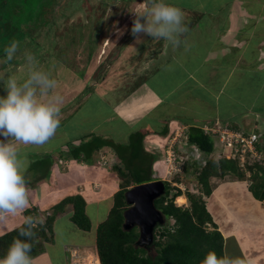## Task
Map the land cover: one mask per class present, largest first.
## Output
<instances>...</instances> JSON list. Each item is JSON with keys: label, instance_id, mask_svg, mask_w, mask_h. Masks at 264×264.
Listing matches in <instances>:
<instances>
[{"label": "rangeland", "instance_id": "1", "mask_svg": "<svg viewBox=\"0 0 264 264\" xmlns=\"http://www.w3.org/2000/svg\"><path fill=\"white\" fill-rule=\"evenodd\" d=\"M175 1L187 2V0ZM168 2L170 3V0ZM146 3L147 0H0V96L6 95V87L9 79H16L18 83H22L29 77L31 70L39 69L47 72L50 78L56 80V88L51 91L50 95L60 97L61 123L54 137L45 145H25L19 141H12L20 149L21 156L26 158V164L30 161L29 156L52 153L56 157L57 170L64 171L63 176H68L69 172L67 170L71 162H73V159H65L64 161V158L60 155L58 157L57 153L53 152L58 141L66 140L69 148L77 145L80 139L86 137L89 132L102 135L103 132L107 133L108 130L117 128L114 122L116 119L119 120L122 117L117 114L119 111L116 110V113L112 112L108 114L107 108L100 106L99 101H95L96 94L93 96V93L99 91V83L102 81L101 78L105 76V81L103 82L104 89L107 90L108 87L110 88L113 85L114 87L112 89L118 91L120 97L121 95H125L128 92L126 83L132 81L136 75H141L142 60L148 57L142 56V49L148 50L154 55L159 51L157 49H160H156V47H159L157 43H160L163 48L162 42H167L164 39H155L150 36L149 41L146 43L144 40H146L148 35L140 34L139 40H137L139 42L138 46L135 43L137 38L131 34V27L134 20L137 19L136 14L142 11ZM173 5L180 8L184 13V24L188 29L184 33H187L185 34L186 36L191 37L190 39L193 41L191 46L193 47L195 44H199L200 46L204 41H209L207 22H204L202 27H198L197 24V15H200L202 11L197 13L194 11L191 12V10L181 7L176 2ZM199 7L203 8L202 5ZM222 8L217 10V13H220V15L222 14ZM213 10L211 8V11ZM217 28L218 26H216ZM198 30H200V33L204 32L208 37L203 38L194 35L198 33ZM209 32L211 33V30ZM13 41L18 44L17 51L13 55V58L8 60L5 49ZM130 43L132 44L128 51L127 47ZM166 45L169 46L170 44ZM262 46L264 49V44ZM195 48L197 51L199 50V47ZM201 50L200 48L197 52L198 58H200ZM122 51L126 52V54L122 55ZM29 55L35 57V64L30 65L28 63L27 57ZM255 62L253 66H250L252 67L251 69L257 70V67H260V70L263 72L260 70L257 71L264 77V57L257 59ZM110 66H113L112 71L109 70ZM160 69V75L168 78V83L171 87L177 84V88L173 91V97L176 99L181 97L182 102L186 101L188 104L186 105V109H178L175 114H180L181 117L183 115L185 118H194L191 115L192 113L211 110L208 102L201 104L208 108L205 110L198 105L200 102H197L195 98L188 100L190 96L187 91L181 96L185 85L177 82L183 77L180 70L177 68H166L163 64L160 66ZM208 71L206 69L204 74L207 75ZM245 76L248 77L247 74L243 73V81L245 80ZM97 87L98 89H96ZM131 88L134 87L132 86ZM244 89L249 94L248 87L245 86ZM194 94L197 93L194 92ZM261 96L264 98V92ZM161 100L151 102L148 106H156L159 103L164 104V102H160ZM174 104L176 105V102ZM261 105L262 112L264 113V102ZM86 106H90L91 109L86 110ZM182 106H185L184 103H182ZM159 107H153L149 109V112L144 113L143 117L145 119L143 122L145 123L138 122V126H133V131L144 134L143 147L156 155L155 162L152 166L153 177L156 178L155 180L160 179L168 182L170 187H174L171 189V193H174L176 188L181 190L184 195H178L174 199V203L177 206L183 208L190 207L186 196L187 192L202 197L205 206H208V197L202 192L201 185L197 183L196 176L193 174L196 166L193 161L194 153L190 152V146L186 142L184 125L174 120L169 121L168 132L160 135L156 130H159L157 125L160 123L154 122V120L160 119L159 117L174 115V111L166 109L162 111V107L160 111ZM101 108L104 109L101 111ZM258 108L259 103H256L252 111V120L261 115ZM260 120L264 119L258 118L257 122ZM148 124L152 128L148 127ZM197 124V121H194L193 125L189 126H199L205 129L212 143L215 142L214 147L216 150L219 149L220 151L219 153L213 149L210 157L216 160L223 157L230 158L231 160L237 158H231L229 155V146L225 147L224 144L223 146L220 145V147V143L217 140L218 137L213 134L214 129L229 127L230 125L220 127L217 122L211 125H205V123ZM144 126L145 128L143 129ZM209 128L212 130H208ZM96 130L98 131L96 132ZM238 130H242L243 132L254 131L251 133H256L259 136L258 141L260 143L264 136V131L260 128L259 130H252V128L240 127ZM104 137L109 138L108 136ZM110 137L116 141L112 134ZM63 149L66 150L65 147ZM112 152L110 147L105 146L95 151L88 163L82 162L84 166L86 165L93 169L96 168L94 174L89 173L87 177L83 178L82 182L87 181L88 191H85L84 185L77 187L78 190H82L83 194L80 195L85 200L86 198H90V202L86 203L85 211L91 223V229L87 234L92 237L94 233L96 236L97 227L106 220L109 209L112 206L113 195L120 189L122 183V178L112 169L116 162V156ZM262 158L260 160V156V161L258 160L259 162L254 164L252 170H249L247 165L254 161L255 158L247 157L244 162L235 159L237 160L236 164L239 174L244 176L243 178H237L242 180L245 188H250L253 182L260 181V179L264 178V157L262 156ZM197 164L200 167L205 165L203 160L197 161ZM256 164L261 167H255ZM253 172L257 173V180L251 178ZM27 176L30 179L28 182L30 210L33 209L37 213V225H44L46 217H52L54 219V217L60 216L62 217L61 219L68 220L67 216L73 214V207L70 203L62 205L61 210H58L56 207H53L54 209L51 207V210H42L40 208L43 197L45 199L48 197L51 204L52 200L54 204H60L61 201L59 192L53 191L51 199L49 197L50 194H45L46 188L52 189V187H56L61 192L63 190L67 192L71 189V194L68 196L71 197L73 196L74 189H77L75 181L71 182L70 178H68L64 184L61 179L52 184L47 183L49 185L47 187L46 185L43 186L46 180L40 179L35 181L31 173H28ZM232 178L235 177L211 178L210 185L215 186L216 182L221 181V179ZM58 184L62 186H57ZM133 186H128V189ZM180 196L184 200L182 203L177 202V198ZM208 208L210 210V207ZM211 213L212 215L215 214L214 211H211ZM221 220L222 217H219L216 221L220 222ZM52 221L50 228H48V223L44 225L47 239L51 237ZM171 222L172 220L170 219L169 223ZM261 223L263 230L260 233L264 237V220ZM65 229L67 230V228ZM206 229L210 231L213 229V226L207 224ZM63 242L64 240L61 241V238H59L58 244L60 246ZM58 244L50 250L57 253L59 249ZM153 249L154 247L150 248V251H154Z\"/></svg>", "mask_w": 264, "mask_h": 264}, {"label": "crops", "instance_id": "2", "mask_svg": "<svg viewBox=\"0 0 264 264\" xmlns=\"http://www.w3.org/2000/svg\"><path fill=\"white\" fill-rule=\"evenodd\" d=\"M175 2L181 7L191 10V12L202 11L200 15H197V24L198 27H202L204 22H207L209 37L204 32L200 33V30L194 35L203 38L208 37L209 41H204L200 46L195 44L192 47L191 37L186 36L187 33H184L179 37L181 41L179 46L162 42V48L160 43H157L159 47H156V49H160H157L159 51L154 55L148 50L142 49V56L148 57L142 60L141 75H134L135 78L126 83L128 92L121 95V97L118 91L112 89L114 87L112 84L107 90L104 89L105 76L101 78L99 91L93 93V96L96 94L95 101H99L100 106L107 108L108 114L116 113L117 110L119 111L117 114L122 116L121 119H116L114 122L117 128L108 130L107 133L103 132L102 135L110 137L112 134L117 141H125L126 136L134 130L135 126H138V122L144 121V113L160 105L159 110L162 107V111H165V109L174 111V115L169 117L158 116L160 119L154 120V122L160 123L157 125L159 130L156 129L159 133L166 122V128H168L169 121L173 120L184 125L185 132L189 125H193L194 121H197V125L201 123L211 125L217 122L219 126L231 125L237 128H252V130H259L260 128L264 131V120L257 122L258 118L264 119L261 107V103L264 102V98L261 96L264 92V77L257 71L261 69L260 67H257V70L250 67L257 59L264 57L262 46L264 44V0H187V2L170 0L171 4H175ZM201 5L203 8L199 7ZM211 8L214 10L211 11ZM221 8L222 14L220 15L217 10ZM261 15L263 16L261 17ZM216 26H218V30ZM149 39L150 36L148 35L144 41L147 43ZM135 43L138 46L137 39ZM131 44H128V51ZM195 47H199V50L202 49L200 58L197 54L199 50L197 51ZM124 54L126 52L122 51V55ZM162 64L166 68H177L181 71L183 77L177 81L181 85H185L181 96L187 91L190 96L188 100L195 98L197 102H200L198 105L205 110L208 108L201 104L208 102L211 112L207 110L192 113L191 115L194 118H185L183 115L181 117L180 114H175L178 109H186L188 104L186 101L182 102L181 97L179 99L173 97V91L177 88V84L171 87L168 78L160 75ZM112 68L113 66H110L109 70L112 71ZM206 69L209 70L207 75L204 74ZM243 73L248 75V77L245 76L244 81L242 79ZM132 86L134 88H131ZM245 86L248 87L249 94L244 89ZM93 90L95 89L93 88ZM108 91L110 92L107 93ZM194 92L197 94H194ZM160 99H162L160 102H164V104L159 103L156 106H148L151 102ZM182 103L185 106H182ZM256 103H259L258 109L261 115L252 120V111ZM104 108H101V111ZM85 109L90 110L91 107L86 106ZM150 126L148 124V127ZM260 145L264 147V136ZM63 147L68 148L66 140L58 141L53 152H56L58 157L59 155L63 157L62 154L65 155L66 153ZM52 156L54 163L49 178L43 179L46 180L43 186L49 187L47 183L52 184L61 179L65 184L67 179L70 178L71 182L75 181L76 188L84 185L85 191H88L87 181L82 182L83 178L87 177L89 173L94 174L96 168L82 165L84 164L82 162L85 161L73 160L67 170L69 175L63 176L64 171L57 170L56 157ZM226 176L235 178L221 179L222 182H216L207 195L209 205H206L207 211L210 212L214 225H216L213 229L219 231L223 238L222 254L240 257L246 260L247 264H264V237L260 233L263 230L261 221L264 220V200L255 198L250 188H245L242 180L236 176L232 174ZM57 186L62 185L58 184ZM53 191L60 193V200L71 194V189L67 192H64V190L61 192L56 187L46 188L45 194H50L49 197L52 199ZM72 194L83 193L82 190L77 188L74 189ZM42 199L40 208L42 210L53 208L56 205L53 200L51 204L48 197ZM86 201L89 203L90 198H86ZM30 207L29 205V209L16 216L0 215V251L3 252L0 257L4 255V251L7 249V245H4V241L1 240L2 237L21 226L26 216H31L34 220H37V213L33 209L30 210ZM208 207H210V210ZM211 211H214L215 214L212 215ZM219 217H222L220 222L216 221ZM61 218L60 216L54 217L50 238L38 237L36 240L35 245L39 249L35 253H30L32 264H90L89 258L91 256L97 260V264H100L95 233L92 237L87 234L89 230L78 228L71 221V216H67L68 220L66 221ZM59 238H61V241L64 240L61 246L58 244ZM57 244L59 249L57 253H54L51 248L57 246Z\"/></svg>", "mask_w": 264, "mask_h": 264}, {"label": "trees", "instance_id": "3", "mask_svg": "<svg viewBox=\"0 0 264 264\" xmlns=\"http://www.w3.org/2000/svg\"><path fill=\"white\" fill-rule=\"evenodd\" d=\"M166 126L167 122L160 131L161 135L168 132L169 128ZM143 138L144 134L135 131L130 132L125 141H115L111 137L106 138L103 135L88 133L86 137L80 139L77 145L66 149L65 151H68L65 155L62 154L64 158L82 160L88 163L95 151L108 146L116 156V162L112 169L122 178V183L120 189L113 195L112 206L106 220L96 229L95 243L100 264H200L204 255L209 251L223 255L221 233L216 229L210 231L206 229L207 224L213 225V227L215 225L202 197L187 192L186 196L190 207L177 206L174 199L182 192L176 188L175 192L171 193V189L174 187H170L168 182H165V193L154 201L155 206L163 215L164 222L155 228L152 241L146 245H139L137 243L139 239L138 228L134 226L129 230L124 229V211L128 207L125 201V192L128 190V186L156 179L153 177L152 169L156 155L143 147ZM186 138L188 144L190 146L196 145L206 159L203 167L194 161L196 166L193 171L205 195L211 192V178H223L228 174L239 178L244 177L239 174L235 159L231 160L225 157L219 160L207 159V154L213 150V143L201 127L189 126L186 130ZM256 149L264 157V147L256 144ZM29 157L30 161L25 174L26 180L30 181L27 176L28 173H31L35 181L48 178L54 163L52 153ZM257 162H251L247 168L252 170ZM256 166L261 167L258 164ZM251 178L257 180V173L253 172ZM250 190L255 198L264 200V178L253 182ZM67 203L73 207L71 221L82 230H90L91 223L85 211L87 201L80 194H76L65 197L60 201V204L58 203L53 207L61 210L62 205ZM52 219V217H46L44 225L48 223V228H50ZM170 219L173 222L169 223ZM44 225H37L33 229L35 235L31 239V253H35L39 249L35 245L38 237L47 239ZM19 228L20 226L2 237L1 240L4 241V245H7V249L13 240L18 238ZM21 239L27 238L21 237ZM152 247H154V251H150ZM7 249H5L4 254H6ZM2 254L3 252L0 251V255Z\"/></svg>", "mask_w": 264, "mask_h": 264}, {"label": "clouds", "instance_id": "4", "mask_svg": "<svg viewBox=\"0 0 264 264\" xmlns=\"http://www.w3.org/2000/svg\"><path fill=\"white\" fill-rule=\"evenodd\" d=\"M136 15L131 34L137 40L140 34H147L179 46L180 35L188 30L184 24V13L168 0H147ZM17 47V42L13 41L5 49L8 60L13 58ZM27 60L30 65L36 63L31 55ZM56 84L47 72L33 69L22 83L9 79L6 95L0 96V215L16 216L30 205L26 158L21 156L20 149L12 141L45 145L56 135L61 123L60 97L50 95ZM36 224L33 217H24L18 238L0 257V264H32L31 239L35 235L33 229ZM200 264H247V261L209 251Z\"/></svg>", "mask_w": 264, "mask_h": 264}, {"label": "water", "instance_id": "5", "mask_svg": "<svg viewBox=\"0 0 264 264\" xmlns=\"http://www.w3.org/2000/svg\"><path fill=\"white\" fill-rule=\"evenodd\" d=\"M166 190L163 180H153L135 185L125 192V201L129 206L124 211L123 227L126 230L136 226L139 230V245L150 243L154 230L164 222L163 215L154 201Z\"/></svg>", "mask_w": 264, "mask_h": 264}, {"label": "built area", "instance_id": "6", "mask_svg": "<svg viewBox=\"0 0 264 264\" xmlns=\"http://www.w3.org/2000/svg\"><path fill=\"white\" fill-rule=\"evenodd\" d=\"M208 130H212L209 128ZM218 138V142L221 146L225 144V147L229 146V155L231 158L237 157L241 162L245 161V158L252 157L255 160L259 159V153L256 150L255 143L258 135L255 133H245L243 131L230 130L227 127H222L213 130ZM195 157H199L197 151L193 152ZM254 160V161H255Z\"/></svg>", "mask_w": 264, "mask_h": 264}, {"label": "bare ground", "instance_id": "7", "mask_svg": "<svg viewBox=\"0 0 264 264\" xmlns=\"http://www.w3.org/2000/svg\"><path fill=\"white\" fill-rule=\"evenodd\" d=\"M220 127H222V126H220ZM202 128V127H201ZM227 128H229L230 130H237V131H240V130H238V128L237 127H232L231 125L229 126V127H227ZM203 129V128H202ZM187 130V129H186ZM203 131L207 134V131L205 130V129H203ZM242 131V130H241ZM251 132H254V131H249V132H245V133H251ZM256 134V133H255ZM210 138V137H209ZM258 139H259V136H258V138H257V141H256V143H255V147H256V144H260V141H258ZM186 142H187V138H186ZM214 145H215V142H213V149L214 150H216V148L214 147ZM190 146V145H189ZM219 146H220V144H219ZM221 147V146H220ZM257 150V149H256ZM194 151H197L198 153H199V157L198 158H196L194 155H193V158H194V160L193 161H200V160H203L204 161V163H206V159L204 158V156H203V153H202V151L196 146V145H191L190 146V152L191 153H193ZM219 152L220 153V151H219V149L218 150H216V152ZM258 152V151H257ZM259 153V152H258ZM212 154V151L210 152V153H208L207 154V159H209V158H212V157H210V155ZM260 156H261V154L259 153V158H260ZM263 156V155H262ZM262 156H261V159H263L262 158ZM62 158H64V157H62ZM65 159H69V158H64V161H65ZM228 159H230V158H228ZM235 159V158H234ZM260 159V160H261ZM74 160V159H73ZM259 160V159H258ZM258 160H255V161H252V163H254V162H257ZM80 161H82V160H80ZM235 161H237V160H235ZM165 183V182H164ZM198 183V182H197ZM138 185V184H137ZM166 185V184H165ZM135 186V185H134ZM184 200H183V197L182 196H180L179 198H177V202L178 203H182ZM129 207V206H128ZM157 208V207H156ZM158 209V208H157ZM164 219V218H163ZM172 222H173V220H172ZM209 225V224H208ZM89 262H90V264H97V260L96 259H93L92 258V256L89 258Z\"/></svg>", "mask_w": 264, "mask_h": 264}]
</instances>
